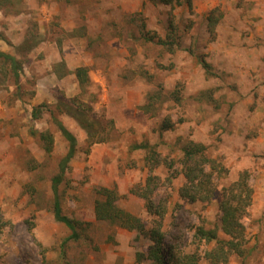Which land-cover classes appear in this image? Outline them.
Listing matches in <instances>:
<instances>
[{"label": "rangeland", "instance_id": "rangeland-1", "mask_svg": "<svg viewBox=\"0 0 264 264\" xmlns=\"http://www.w3.org/2000/svg\"><path fill=\"white\" fill-rule=\"evenodd\" d=\"M24 41L30 51L20 48ZM0 52L22 62L15 84L0 59V264H134L137 248L147 252L146 240L96 220L94 204L99 189L114 190L115 205L148 230L156 217L136 193L151 176L158 186L151 199L166 208L165 247L209 264L215 243L197 229L227 239L218 229L219 193L243 170L252 189L241 218L244 255L232 253L226 264H264V0H192L190 7L24 0L0 10ZM79 67L89 80L83 89L74 74ZM72 104L104 128L96 143L88 144ZM53 119L76 139L57 194L77 240L52 213V178L67 151ZM164 123L171 127L162 130ZM41 134L52 137L49 152ZM191 143L226 169L214 173L217 191L207 203L181 199L183 176L168 180L164 164L150 172L148 152L133 149L148 145L173 162L176 174Z\"/></svg>", "mask_w": 264, "mask_h": 264}, {"label": "trees", "instance_id": "trees-1", "mask_svg": "<svg viewBox=\"0 0 264 264\" xmlns=\"http://www.w3.org/2000/svg\"><path fill=\"white\" fill-rule=\"evenodd\" d=\"M24 0H0V10L8 8L14 9ZM164 4H182L186 3L191 6L192 0H157ZM30 44L26 41L22 43L23 52L31 50ZM22 52V53H23ZM0 59L3 64L8 65L13 81L18 84L20 71L22 70V62L18 61L14 56L0 52ZM75 77L79 86L84 87L89 82L87 71L85 68L79 67L75 69ZM77 103V99L71 100ZM42 106H37L32 111V118L38 119ZM72 112V117L82 128L88 136V144L96 143L94 140L96 131L104 128L91 116L89 110L83 108V105L69 108ZM56 127L67 142V151L61 158L58 165V174L52 178V192H53V218L56 222L65 225L70 230V239L77 240L79 238L77 227L74 221L62 213V208L57 194V187L63 181L68 163L73 159L76 152V139L74 136L62 125L61 122L54 120ZM171 124L164 123L161 126L162 130H167ZM98 134V133H97ZM40 139L44 141L46 152L51 150L52 137L48 134H41ZM102 141V140H99ZM98 141V142H99ZM133 149H142L148 152L145 161L150 166V172L155 168L164 164L169 174L168 180L182 175L184 184L178 191V196L189 203H207L214 199L216 194V183L214 182V173L225 174L226 169L216 159H211L205 152V147L200 144L191 143L183 147L181 157L179 159L180 170L174 174L176 170L173 168V162L160 159L159 154L152 151L146 144H139L133 146ZM209 169V170H208ZM250 173L243 170L239 173L236 181L227 183L221 187L218 199L219 219L218 229L224 234L227 239H219L217 234L212 230L197 229L198 235L207 242H214L215 246L206 253V258L209 264H226L228 257L235 253L236 255H244V246L246 243L245 228L241 223V218L247 213L251 205L252 189L249 186ZM156 178L151 176L147 178L146 184L140 189L139 195L141 199L146 201V207L151 215L156 217L152 226L146 230L141 220L133 215L123 211L115 205V191L106 188L99 189L98 195L101 199L94 204V214L96 220L106 221L114 226L125 228L134 233L135 239H144L147 243V252L136 249L135 263L139 264L147 262L150 264H196L197 258L193 255H184L175 252V247L164 245V234L162 231L161 220L166 212L165 206L155 204L151 197L158 186L153 185Z\"/></svg>", "mask_w": 264, "mask_h": 264}]
</instances>
